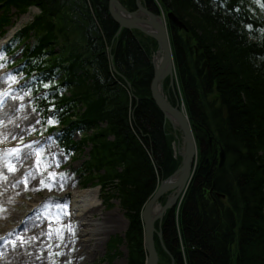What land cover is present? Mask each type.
<instances>
[{"label":"trees","instance_id":"16d2710c","mask_svg":"<svg viewBox=\"0 0 264 264\" xmlns=\"http://www.w3.org/2000/svg\"><path fill=\"white\" fill-rule=\"evenodd\" d=\"M121 1L137 8L136 0ZM145 2L158 13L174 11L189 28L185 39L168 21L176 90L201 126L185 196L156 222L166 247L155 234L159 264H264V0ZM33 5L41 11L6 52L22 53L29 87L42 92L35 102L47 118L43 131L60 126V146L84 154L77 169L83 185H101L108 204L119 200L129 227L125 238L110 239V250L125 242L126 264H145L142 209L181 162L151 91L157 41L128 28L116 37L109 0H0V37ZM216 144L226 152L222 165ZM107 258L112 264L109 251Z\"/></svg>","mask_w":264,"mask_h":264},{"label":"rangeland","instance_id":"374dc122","mask_svg":"<svg viewBox=\"0 0 264 264\" xmlns=\"http://www.w3.org/2000/svg\"><path fill=\"white\" fill-rule=\"evenodd\" d=\"M36 12V9L32 8L29 13L26 12L27 14L15 19L21 26L33 21ZM179 31L185 39L189 35L183 29ZM195 51L198 54V49ZM1 54L0 51V72L6 68L7 60L15 61L21 56L20 53L13 57ZM19 80L20 76H16L15 73L0 79L2 99L0 109L7 105V111L11 115V117L7 115V118L0 122V131L6 129L8 123L13 120L20 123L14 137L0 138V145L17 144L15 150H18L16 157H7L0 152V191H4V195L12 193L8 192L10 188L7 189L5 186L11 183L24 184L17 194L11 195L9 201L0 199V234L11 225L23 224L14 235L11 234L10 238L8 236L2 240L0 251L2 248L4 250L0 255V264H107L108 251L112 255V264H126L128 259L126 243L120 242L111 250L109 247L110 239L115 235L125 238L129 227V220L119 200L112 198L108 204L99 194L96 206L89 207L81 213L75 212L73 207L75 191L96 188L93 184L83 185L77 172L85 158L84 154L73 157L64 148L61 149L62 146L57 143L55 134L46 145L32 142L34 136L46 133L43 132L44 121L28 89L14 87ZM176 84L177 80L173 89L169 82L167 86L165 83V93L172 89L176 95V104L180 102L183 109H186L176 90ZM166 94L169 97L168 92ZM167 123L176 138L173 141L175 155L181 160L179 151L183 150L182 134L178 133L179 137H176L172 124L169 121ZM194 133L198 139L199 135L196 131ZM74 137L78 139L79 134L76 133ZM89 150L90 146H87L85 153L87 154ZM10 167L15 170L10 171ZM30 177L33 180H30ZM25 179L26 183L20 182ZM47 184L51 185V189L43 186ZM41 199H45V203L37 209L35 216L32 214L26 222L18 218L20 214L24 215L31 209V204ZM222 200L226 202V198ZM8 214H14L9 222ZM108 216L114 217L116 223L114 226L104 220V217ZM69 228L72 231H69ZM57 230H60L59 233Z\"/></svg>","mask_w":264,"mask_h":264},{"label":"water","instance_id":"95a60500","mask_svg":"<svg viewBox=\"0 0 264 264\" xmlns=\"http://www.w3.org/2000/svg\"><path fill=\"white\" fill-rule=\"evenodd\" d=\"M136 5V9L130 10L121 0H109V11L120 25L116 37L124 28H128L138 30L157 41L158 49L153 57L155 70L151 83L152 96L164 112L165 122L169 121L172 124L176 137H179L178 133L182 134L183 143V150L179 151L181 154L179 167L170 176L160 181L156 191L147 200L141 212L144 223V244L148 252L145 264H159L161 257L156 247L155 234L160 237L165 249L166 247L163 243L162 231L156 227V222L161 224L166 211L178 205L192 180L200 147L193 129L201 126L191 122V117L184 111L180 102L173 105L165 93L166 80L169 78L170 87L174 89L176 75L167 19L175 23L179 29L188 31L189 28L172 10L166 14L155 12L148 8L144 0H136ZM35 9L39 11V8L35 7ZM110 58L114 70L118 73L114 64V56L111 55ZM126 81L131 86L130 81L127 79ZM206 131L209 134L208 142L212 148L215 138L208 130ZM219 155L220 165H222L226 160V152L222 145H220ZM163 196L167 197L164 204L160 202ZM170 264H175L174 259Z\"/></svg>","mask_w":264,"mask_h":264},{"label":"bare ground","instance_id":"6f19581e","mask_svg":"<svg viewBox=\"0 0 264 264\" xmlns=\"http://www.w3.org/2000/svg\"><path fill=\"white\" fill-rule=\"evenodd\" d=\"M156 53H157V51H156ZM156 53L154 54V56L156 55ZM157 58L159 59V57H157ZM7 115L9 117H11L10 113H8V111H7V105H5L3 109H0V122L4 118H7ZM19 124L16 123V120H13L12 122L8 123V126L6 127V129H2L0 131V138L5 137V136L14 137L18 132L17 127ZM30 180H33L32 177H30ZM5 187L7 189L10 188V191H8V192H12V193H6L4 195L5 192L0 191V199L1 200L3 199L4 201H9L11 195L13 193L17 194V192L19 191V188L20 189L23 188L24 184L11 183L10 185L5 186ZM98 195H99V190L94 189V188H86V189H82V190L81 189L76 190L74 193V203H73V207L76 210L75 212L81 213V211H84V210L88 209L89 207L96 206ZM31 205H33V204H31ZM21 215L22 214H20L18 218H20ZM8 217L9 218L7 219V221L9 222V220L12 219V217H14V214H8ZM104 220L108 221L106 223H109V222L112 223L113 226H114V224H116L113 216L104 217ZM13 226L14 225H11L10 227L5 229L4 231H6V230L9 231V229ZM3 250L4 249L2 248L0 251V255L3 254V253H1Z\"/></svg>","mask_w":264,"mask_h":264},{"label":"snow or ice","instance_id":"6c2138e0","mask_svg":"<svg viewBox=\"0 0 264 264\" xmlns=\"http://www.w3.org/2000/svg\"><path fill=\"white\" fill-rule=\"evenodd\" d=\"M6 95V94H5ZM0 104H2V101H0ZM15 151H17L18 152V150H15ZM9 170L10 171H14L15 169L14 168H12V167H10L9 168ZM29 175H31V173H29ZM21 183H26L27 182V180L25 179V180H23V181H20ZM44 187H48L49 189H51V185L50 184H47V185H43ZM59 231L60 230H57V232L59 233ZM69 231H72V229L71 228H69ZM0 239H3V238H0Z\"/></svg>","mask_w":264,"mask_h":264},{"label":"flooded vegetation","instance_id":"af4514ba","mask_svg":"<svg viewBox=\"0 0 264 264\" xmlns=\"http://www.w3.org/2000/svg\"><path fill=\"white\" fill-rule=\"evenodd\" d=\"M210 195L212 194V191H210V193H209Z\"/></svg>","mask_w":264,"mask_h":264}]
</instances>
